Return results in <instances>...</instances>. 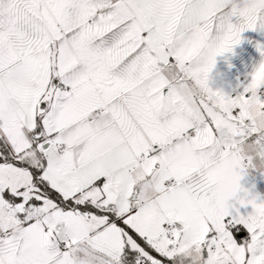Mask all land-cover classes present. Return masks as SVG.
Listing matches in <instances>:
<instances>
[{
  "label": "snow or ice",
  "instance_id": "1",
  "mask_svg": "<svg viewBox=\"0 0 264 264\" xmlns=\"http://www.w3.org/2000/svg\"><path fill=\"white\" fill-rule=\"evenodd\" d=\"M248 30L264 0H0V264H264V60L210 85Z\"/></svg>",
  "mask_w": 264,
  "mask_h": 264
},
{
  "label": "crops",
  "instance_id": "2",
  "mask_svg": "<svg viewBox=\"0 0 264 264\" xmlns=\"http://www.w3.org/2000/svg\"><path fill=\"white\" fill-rule=\"evenodd\" d=\"M242 43L233 53H226L216 58V65L211 73L210 85L225 94L235 96L243 91L250 80L255 65L264 60L257 50V43L264 45V31L248 30L242 34ZM247 188L264 196V170H249L242 181Z\"/></svg>",
  "mask_w": 264,
  "mask_h": 264
}]
</instances>
